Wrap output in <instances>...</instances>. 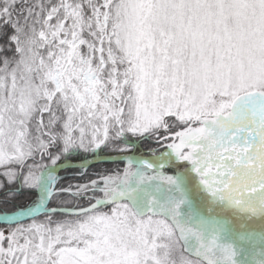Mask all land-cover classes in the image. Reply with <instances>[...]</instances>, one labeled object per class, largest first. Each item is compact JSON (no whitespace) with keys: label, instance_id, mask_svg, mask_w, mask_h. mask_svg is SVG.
Returning <instances> with one entry per match:
<instances>
[{"label":"snow or ice","instance_id":"6c2138e0","mask_svg":"<svg viewBox=\"0 0 264 264\" xmlns=\"http://www.w3.org/2000/svg\"><path fill=\"white\" fill-rule=\"evenodd\" d=\"M0 264H264V0H0Z\"/></svg>","mask_w":264,"mask_h":264},{"label":"trees","instance_id":"16d2710c","mask_svg":"<svg viewBox=\"0 0 264 264\" xmlns=\"http://www.w3.org/2000/svg\"><path fill=\"white\" fill-rule=\"evenodd\" d=\"M107 166L108 167H114V165H112L111 163H109Z\"/></svg>","mask_w":264,"mask_h":264}]
</instances>
